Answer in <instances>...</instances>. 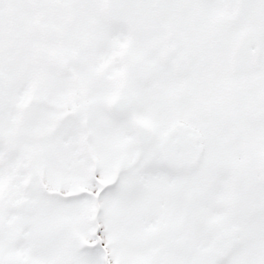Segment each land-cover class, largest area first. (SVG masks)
Here are the masks:
<instances>
[{
	"label": "snow or ice",
	"instance_id": "snow-or-ice-1",
	"mask_svg": "<svg viewBox=\"0 0 264 264\" xmlns=\"http://www.w3.org/2000/svg\"><path fill=\"white\" fill-rule=\"evenodd\" d=\"M0 264H264V0H0Z\"/></svg>",
	"mask_w": 264,
	"mask_h": 264
}]
</instances>
